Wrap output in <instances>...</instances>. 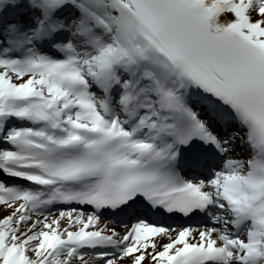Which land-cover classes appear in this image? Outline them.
<instances>
[{
	"label": "snow or ice",
	"instance_id": "1",
	"mask_svg": "<svg viewBox=\"0 0 264 264\" xmlns=\"http://www.w3.org/2000/svg\"><path fill=\"white\" fill-rule=\"evenodd\" d=\"M0 264H264V0H0Z\"/></svg>",
	"mask_w": 264,
	"mask_h": 264
}]
</instances>
